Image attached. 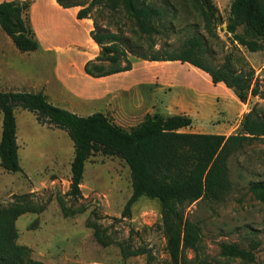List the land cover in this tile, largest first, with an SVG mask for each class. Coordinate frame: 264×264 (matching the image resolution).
Listing matches in <instances>:
<instances>
[{
    "label": "rangeland",
    "instance_id": "1",
    "mask_svg": "<svg viewBox=\"0 0 264 264\" xmlns=\"http://www.w3.org/2000/svg\"><path fill=\"white\" fill-rule=\"evenodd\" d=\"M94 0H0L22 7L21 17L38 44L33 52L18 51L0 29V92L42 93L55 107L86 117L104 115L129 132L147 118L186 116L189 127L179 132L241 136V122L250 111L264 117V50L251 53L227 33L233 0H211L216 7L211 32L189 0H146L165 12L158 33H139L116 0H96L85 18L78 11ZM112 36L126 53L130 71L95 78L115 68L106 62L103 46L90 35ZM235 35L260 43L246 26ZM198 36L203 59L217 68L229 61L237 73H252L257 96L241 102L233 89L213 85L204 72L180 62H149L138 56L177 52ZM124 58L119 65L124 66ZM99 69L100 72L97 70ZM20 172L0 167V209L16 203L29 213L17 218V245L29 249L41 264H174L157 199L139 197L130 217L121 212L132 194L130 170L118 157L92 154L84 164L81 196L69 190L73 144L67 133L37 123L34 114L14 109ZM2 115L0 112V136ZM227 189L216 198L200 199L183 210L199 229L196 252L182 253L193 264H264V206L249 192L252 182L264 181V137L245 140L226 161ZM35 229H29L34 220ZM91 225L94 227L92 228ZM220 244L250 250L253 261L220 255ZM142 251L123 258L121 251Z\"/></svg>",
    "mask_w": 264,
    "mask_h": 264
},
{
    "label": "trees",
    "instance_id": "2",
    "mask_svg": "<svg viewBox=\"0 0 264 264\" xmlns=\"http://www.w3.org/2000/svg\"><path fill=\"white\" fill-rule=\"evenodd\" d=\"M123 12L137 26L140 34L151 37L157 34L165 12L146 0H116ZM193 11L198 14L207 33L211 32L212 19L216 7L211 0H189ZM89 7L78 11L77 19L85 18ZM22 7L11 2L0 3V29L14 47L21 52H33L38 44L33 40L21 17ZM246 25L260 39L245 41L235 35V30ZM226 31L232 34L238 44L255 53L264 50V0H233ZM92 42L103 46L105 40L112 43L102 47V52L115 68L106 73L92 76L84 65L87 76L101 78L130 71L126 53L119 49L110 35H90ZM149 62H180L204 72L213 85L223 84L237 93L243 102L250 94L257 96L251 87L252 73H237L229 61L220 67H213L203 59L201 38L187 39L177 52L154 53L150 57L138 56ZM124 58V66L119 61ZM98 72L99 69L97 70ZM21 108L34 114L41 126L56 128L67 133L73 144V158L70 163V180L67 194L76 199L81 196L80 185L84 164L88 158L99 153L103 157H118L129 168L132 194L121 212L123 218L130 217V207L144 196L157 199L161 206V220L166 236V248L174 264H193L182 257L186 250L196 252L200 238L196 225L183 217V210L204 198H218L227 189L226 161L245 140L264 137V117L259 118L250 111L241 122L242 135L228 136L212 134H187L179 132L189 127L191 120L186 116L147 118L131 131H123L111 123L104 115L94 113L82 117L50 104L42 93L0 92V112L2 115L0 136V167L7 173L21 171L16 142V122L14 109ZM254 198L264 206V181L252 182L248 187ZM28 206L16 203L0 209V264H41L32 261L30 251L17 245L15 226L18 217L29 213ZM35 219L29 229H35ZM92 228H94L91 225ZM251 252L256 244L250 245ZM250 250L234 244H220V255L230 259L252 262ZM142 251H121V256H136Z\"/></svg>",
    "mask_w": 264,
    "mask_h": 264
},
{
    "label": "crops",
    "instance_id": "3",
    "mask_svg": "<svg viewBox=\"0 0 264 264\" xmlns=\"http://www.w3.org/2000/svg\"><path fill=\"white\" fill-rule=\"evenodd\" d=\"M71 113H72V112H71ZM73 114H74V113H73ZM82 186H83V185H82V183H81V185H80V189H81V190H82Z\"/></svg>",
    "mask_w": 264,
    "mask_h": 264
},
{
    "label": "bare ground",
    "instance_id": "4",
    "mask_svg": "<svg viewBox=\"0 0 264 264\" xmlns=\"http://www.w3.org/2000/svg\"><path fill=\"white\" fill-rule=\"evenodd\" d=\"M85 186H82V190L84 189Z\"/></svg>",
    "mask_w": 264,
    "mask_h": 264
}]
</instances>
